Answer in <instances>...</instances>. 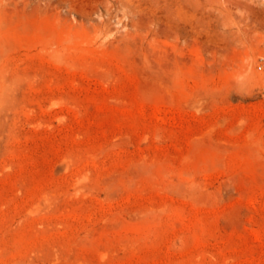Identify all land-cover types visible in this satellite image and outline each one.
I'll return each mask as SVG.
<instances>
[{
    "label": "rangeland",
    "instance_id": "obj_1",
    "mask_svg": "<svg viewBox=\"0 0 264 264\" xmlns=\"http://www.w3.org/2000/svg\"><path fill=\"white\" fill-rule=\"evenodd\" d=\"M0 264H264V0H0Z\"/></svg>",
    "mask_w": 264,
    "mask_h": 264
},
{
    "label": "bare ground",
    "instance_id": "obj_2",
    "mask_svg": "<svg viewBox=\"0 0 264 264\" xmlns=\"http://www.w3.org/2000/svg\"><path fill=\"white\" fill-rule=\"evenodd\" d=\"M263 79V78H262Z\"/></svg>",
    "mask_w": 264,
    "mask_h": 264
}]
</instances>
